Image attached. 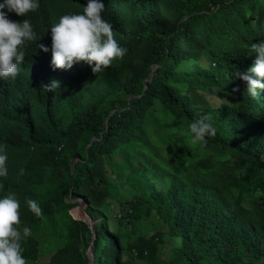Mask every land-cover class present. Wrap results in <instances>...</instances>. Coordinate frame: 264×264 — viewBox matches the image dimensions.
I'll use <instances>...</instances> for the list:
<instances>
[{
  "label": "trees",
  "instance_id": "trees-1",
  "mask_svg": "<svg viewBox=\"0 0 264 264\" xmlns=\"http://www.w3.org/2000/svg\"><path fill=\"white\" fill-rule=\"evenodd\" d=\"M102 2L127 52L96 74L84 62L54 70L51 51L39 49H51L52 25L83 14L87 0L7 13L36 34L18 75L0 78V198L16 196V227L31 230L23 257L90 264L92 245L94 264H264V90L251 97L234 76L264 42V0ZM52 81L60 88L41 89ZM209 114L216 135L188 144L189 125ZM68 196L89 205L95 234L73 218ZM44 243L57 249L47 262Z\"/></svg>",
  "mask_w": 264,
  "mask_h": 264
},
{
  "label": "clouds",
  "instance_id": "clouds-1",
  "mask_svg": "<svg viewBox=\"0 0 264 264\" xmlns=\"http://www.w3.org/2000/svg\"><path fill=\"white\" fill-rule=\"evenodd\" d=\"M39 6L38 0H3L0 3V78H15L18 75L19 65L26 56L25 43L36 40L29 20L14 22L7 13L26 16ZM104 10L105 3L102 0H87L83 14H65L52 25L51 49L43 44L39 45V49L45 53L51 51L54 70H70L75 63L84 62L96 74L109 67L114 59L126 54L127 49L121 47L114 38L112 25L102 18ZM251 51L257 54L254 65L243 72L237 69L234 76L247 84V95L256 97L264 90V42L252 44ZM57 88H60L58 81L41 86L47 92H54ZM232 92L239 93V87L233 88ZM211 120V114L194 120L189 125L187 143H206V137L215 136L216 129ZM7 159L4 149L0 148V177L8 175ZM23 171L20 170L21 175ZM26 203L34 215H42L35 200H27ZM19 223L20 203L16 196L8 194L0 198V264H28L22 255V240L31 235V230L24 227L21 233L16 227Z\"/></svg>",
  "mask_w": 264,
  "mask_h": 264
},
{
  "label": "rangeland",
  "instance_id": "rangeland-1",
  "mask_svg": "<svg viewBox=\"0 0 264 264\" xmlns=\"http://www.w3.org/2000/svg\"><path fill=\"white\" fill-rule=\"evenodd\" d=\"M133 56H134L135 64L137 66L141 65L142 63L141 51L135 50ZM67 205L69 206L70 213L73 216V218L85 223L89 227V229L93 232V234H95V228L97 226V223L96 221H94L93 219L89 217V214L87 212L88 211L87 209H89V205L85 204L82 200L78 201L77 199L73 197L70 198L69 196L67 197ZM119 208H120V205L118 203H114L113 208H112L114 209V211L112 213H113V216L115 215V217L117 218L120 217V213L118 212ZM146 230L148 229H144L143 231L145 232ZM88 238H89L88 233L82 234L81 242L83 243L82 245L84 248L86 247V242L88 241ZM89 249L90 247L88 248V250ZM56 252H57L56 248L48 249V247L44 243L42 246V257H41L42 261L43 262L49 261L50 258L56 254ZM139 264H143V263L140 262Z\"/></svg>",
  "mask_w": 264,
  "mask_h": 264
},
{
  "label": "water",
  "instance_id": "water-1",
  "mask_svg": "<svg viewBox=\"0 0 264 264\" xmlns=\"http://www.w3.org/2000/svg\"><path fill=\"white\" fill-rule=\"evenodd\" d=\"M87 256L90 260V264H94V258H93V252H92V245L90 246V249L87 252Z\"/></svg>",
  "mask_w": 264,
  "mask_h": 264
},
{
  "label": "built area",
  "instance_id": "built-area-1",
  "mask_svg": "<svg viewBox=\"0 0 264 264\" xmlns=\"http://www.w3.org/2000/svg\"><path fill=\"white\" fill-rule=\"evenodd\" d=\"M137 254L135 253V256H136Z\"/></svg>",
  "mask_w": 264,
  "mask_h": 264
}]
</instances>
